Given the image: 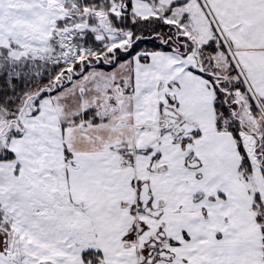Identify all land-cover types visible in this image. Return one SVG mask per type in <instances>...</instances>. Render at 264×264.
I'll use <instances>...</instances> for the list:
<instances>
[{"label": "snow or ice", "instance_id": "6c2138e0", "mask_svg": "<svg viewBox=\"0 0 264 264\" xmlns=\"http://www.w3.org/2000/svg\"><path fill=\"white\" fill-rule=\"evenodd\" d=\"M0 264H264V0H0Z\"/></svg>", "mask_w": 264, "mask_h": 264}]
</instances>
